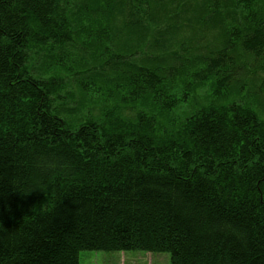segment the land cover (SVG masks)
<instances>
[{
  "label": "trees",
  "instance_id": "16d2710c",
  "mask_svg": "<svg viewBox=\"0 0 264 264\" xmlns=\"http://www.w3.org/2000/svg\"><path fill=\"white\" fill-rule=\"evenodd\" d=\"M197 30L218 46L176 97L169 48ZM259 69L264 0H0V264L83 251L264 264ZM204 85L214 99L198 104ZM187 101L160 123L155 110Z\"/></svg>",
  "mask_w": 264,
  "mask_h": 264
},
{
  "label": "rangeland",
  "instance_id": "374dc122",
  "mask_svg": "<svg viewBox=\"0 0 264 264\" xmlns=\"http://www.w3.org/2000/svg\"><path fill=\"white\" fill-rule=\"evenodd\" d=\"M215 31V30H214ZM211 32H206L204 30H197L196 33L193 35V32L190 33L188 37L182 39V37H178L180 42L184 44V46L190 48L189 51H182L180 47L182 44H173L172 47L169 48V52L173 51L176 54H173L170 56V63L168 64L169 70L173 69V73H178V76L175 80L174 84H168L170 89H174L176 97H181V92L183 90L184 84H192L191 86H194L195 88L198 83L197 77H194L197 73L195 70V64L196 63H202L203 61H206L208 58V55H210L215 48L218 46L217 43L214 41L212 37ZM242 51V48H240V52ZM93 52V50H92ZM233 54V53H231ZM97 55V54H95ZM82 55H80L79 52L74 51V53L70 56H67V59L65 63L68 65H71V62L77 61V59H80ZM93 56L92 54L89 55V57ZM87 55L84 57V59H87ZM233 58V56L231 55ZM242 57L241 61H245ZM208 61V60H207ZM257 64L256 62H253V64ZM248 65L247 63H245ZM230 66V67H229ZM241 65L236 61L233 68L231 70H234V67L236 68V72L238 71V67ZM227 70L231 74L230 68L232 67L231 64H227ZM245 70L240 69V75H237L232 79V75H229L232 81L230 80L229 84L230 91H228L230 94L233 93L234 89L242 88V92L245 90V88L248 86L247 80L250 79V76L247 70V66H245ZM204 68V66H201L200 69ZM249 68V65H248ZM244 69V68H242ZM168 71V70H167ZM245 71V72H244ZM246 73V74H245ZM72 77V76H71ZM68 76V78H71ZM83 78H74L69 82L70 87L66 90L68 95L70 96L69 100H72L71 96L76 99L79 97V89L77 82L80 81ZM170 83V82H168ZM184 83V84H182ZM196 83V84H195ZM255 84V91L249 90L251 92H259L258 95L261 96V98L258 100L259 105L258 112L260 113V116L264 118V70L259 69L257 73V82L254 81ZM246 85V86H245ZM172 87V88H171ZM170 89L168 91L170 92ZM198 95H201V97L195 96L194 98L198 99L199 101H196L198 104H201L203 101H211L214 99L213 97L210 98L211 93L210 90L206 89V85L202 87H198ZM263 93L260 95V93ZM231 96V95H230ZM190 101L194 100L192 97H189ZM167 101L164 96L161 97L159 102ZM189 101V100H188ZM183 102L181 104H178L177 106H173L171 108V111L168 112V114L164 111L160 112L159 110H155L159 116L158 119L161 121L162 124L164 119L170 118L172 121L174 120L175 123H180L185 116L190 113L193 109V102ZM72 106V105H71ZM158 108V106H157ZM159 109V108H158ZM165 113V114H164ZM72 119L74 121H78L83 119V117H80L79 115L72 116ZM67 120V119H66ZM68 121V120H67ZM74 124V123H71ZM78 264H170V256L167 253H144V252H90V251H83L79 254V261Z\"/></svg>",
  "mask_w": 264,
  "mask_h": 264
}]
</instances>
